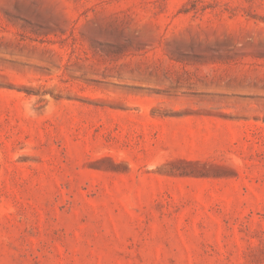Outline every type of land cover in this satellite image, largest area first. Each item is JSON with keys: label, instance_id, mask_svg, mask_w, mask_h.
Here are the masks:
<instances>
[{"label": "rangeland", "instance_id": "rangeland-1", "mask_svg": "<svg viewBox=\"0 0 264 264\" xmlns=\"http://www.w3.org/2000/svg\"><path fill=\"white\" fill-rule=\"evenodd\" d=\"M0 264H264V0H0Z\"/></svg>", "mask_w": 264, "mask_h": 264}]
</instances>
